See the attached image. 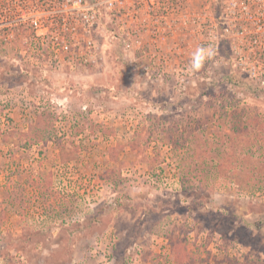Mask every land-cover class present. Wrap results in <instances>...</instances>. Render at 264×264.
Masks as SVG:
<instances>
[{"label": "rangeland", "instance_id": "rangeland-1", "mask_svg": "<svg viewBox=\"0 0 264 264\" xmlns=\"http://www.w3.org/2000/svg\"><path fill=\"white\" fill-rule=\"evenodd\" d=\"M158 3L103 14L97 67L0 38V264H264V94L196 32L215 0Z\"/></svg>", "mask_w": 264, "mask_h": 264}, {"label": "built area", "instance_id": "built-area-1", "mask_svg": "<svg viewBox=\"0 0 264 264\" xmlns=\"http://www.w3.org/2000/svg\"><path fill=\"white\" fill-rule=\"evenodd\" d=\"M158 1L165 24L169 26L172 20L177 29L186 30L185 0H4L0 3V38L10 44L20 30L25 36L23 54L30 53L33 44L46 65L69 70L77 64L97 67L104 62L97 33L103 14L115 21L129 17L138 24L136 17L143 4L153 28ZM215 2L219 11L204 33L201 17H195L196 32L210 42L215 54L220 47L226 48L230 68L244 76L253 91L264 94V0ZM170 7L178 12L175 19ZM126 29V36L135 38L139 33L132 25Z\"/></svg>", "mask_w": 264, "mask_h": 264}]
</instances>
